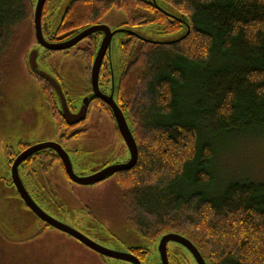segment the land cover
Wrapping results in <instances>:
<instances>
[{"label": "trees", "instance_id": "trees-1", "mask_svg": "<svg viewBox=\"0 0 264 264\" xmlns=\"http://www.w3.org/2000/svg\"><path fill=\"white\" fill-rule=\"evenodd\" d=\"M33 9L34 0H0V82L26 23L33 28ZM110 12L124 15L120 24L182 31L162 42L127 30L120 43L117 100L138 148L133 167L115 176L127 225L153 242L180 234L207 253L208 264H264V182L232 181L210 191L219 141L264 128V0H68L51 33L66 39ZM96 38L80 51L88 61ZM46 99L59 124L56 103ZM36 220L40 236L46 228Z\"/></svg>", "mask_w": 264, "mask_h": 264}, {"label": "rangeland", "instance_id": "rangeland-1", "mask_svg": "<svg viewBox=\"0 0 264 264\" xmlns=\"http://www.w3.org/2000/svg\"><path fill=\"white\" fill-rule=\"evenodd\" d=\"M67 1L50 3L48 17L53 29L60 21ZM158 4L166 11L175 13L171 5L162 1H158ZM109 15L113 19L104 21L112 29L116 27L121 16H124L116 12ZM25 27V33L15 49L13 62L0 82V264H103L96 253L58 229L47 227L36 237V217L15 194L13 185L5 180L10 177L6 168L7 150H16L20 139L33 141L56 137L55 122L49 105L26 64L27 54L37 49L38 68L52 76L56 72L74 97L80 98L86 87L85 64L75 48H70L67 52L48 54L36 43L29 21ZM127 30L141 38L159 41L171 40L182 32L161 34L153 23L128 26ZM124 39V32L115 33L109 47L115 82L119 77L121 65L119 42ZM108 116L109 113H103L99 118L94 113L90 119L94 124L91 129L101 130L107 123L112 125L113 120ZM127 120L131 122L130 118ZM103 130L98 139L88 137V140L93 139L103 151L113 145L123 154L122 142L119 140L116 145L112 136H107L108 128ZM79 144L85 149L83 141ZM219 145L213 160L214 181L210 190L212 193H217L232 181L264 182V128L227 136L219 141ZM87 151L88 149L84 150L82 157L79 155L72 159L75 173L81 176H86L103 157L94 150L89 153ZM48 172L51 179L50 188L55 193L54 199L64 207L62 220L84 231L101 245L113 246L111 233L128 243L147 245L150 248L149 264H158V241L143 238L130 228L124 219L121 210L122 191L116 185V175L102 183L76 185L69 184L61 172L55 173L54 167ZM168 246L171 248V243ZM203 256L208 264L207 253L204 252ZM188 257L189 254L182 259H176L174 263L196 264L192 256L189 259ZM108 261L110 264H119L114 260Z\"/></svg>", "mask_w": 264, "mask_h": 264}, {"label": "flooded vegetation", "instance_id": "flooded-vegetation-1", "mask_svg": "<svg viewBox=\"0 0 264 264\" xmlns=\"http://www.w3.org/2000/svg\"><path fill=\"white\" fill-rule=\"evenodd\" d=\"M36 1L37 0H34V4L36 3ZM47 1H48V5H47L48 8H46V10H45L44 6H45ZM60 1L61 0H51L49 2V0H45V2L43 4L42 15H41V30H42L43 38L49 44H61V43L67 42V41L71 40L72 38H74L75 36H77L82 31H84L90 27H95L98 25H106L111 32L115 31V30H119V31H115V33L122 31V32H124V36L126 39L127 36L125 34V31L127 30V27L130 25L120 24L123 20H125V17H123V16H121V19L117 22L116 27H114L113 29L107 24V22H105L103 20L102 22H100L98 24H94V25L89 26L83 30H80L76 34L72 35L71 37H68L66 39H58L59 36L52 35L51 31L56 29L59 22L57 23L56 27L53 29L51 26V23H50V18L48 17V11L50 9L49 5L51 2H58L59 3ZM116 13H119V12H116ZM109 14L105 18L108 21L113 19ZM146 23H151V22H146ZM141 24H144V23H141ZM137 25H140V24H137ZM33 29H34V24H33ZM95 34H97V38H96L97 43H96V46L94 49L95 52H94L93 58H91L88 61L86 58L85 59L83 58L82 53L80 51H81V49L85 48V46L87 44L86 39L89 36H92ZM103 37H104L103 30H94L91 33H89L88 35H86L85 37H83L82 39H80L79 41H77L75 44L71 45L70 47L64 48V49H52V48H47V47H44V46H41L38 44L48 54H52V53H55L58 51L67 52L68 49H70V48H75L76 51L80 53L82 60L85 64L84 72H85V81H86V85H85L86 87L83 90L80 98H76L72 94L69 93V91L65 88L64 83L58 77L56 72H54L55 73L54 77L61 87V91H62L64 100H65L64 105L66 104V106H67V108L71 114H77L80 111L81 107L84 105V103L86 104L85 118L79 122H76V123H74V121L68 122L61 114V109H62L61 104L62 103L60 102L58 96L54 92V90L51 87V85L49 84V82L46 81L42 77H41L42 80L39 81L36 77H34L32 75L35 78V80H36V82H37V84H38V86H39V88H40V90L44 96V100L49 105L50 113H51V106H50V102L46 99V94L50 95L53 98L54 103H56L58 113L61 116V117L60 116L59 117L63 121H60L59 124H57L55 122V120L53 119L55 122L56 137L50 138L47 140L36 139L33 141H27L24 139H20V141L16 145V150H13L12 148L10 150H7V154H8V157H7L8 160L7 161H9L7 163L8 164L7 169L9 170V174H10L9 178L10 179L6 178L5 180L7 181L8 184L13 185L12 179H11V165H12V162L14 161V159L17 156H19L22 152L29 151V149L31 150V148L33 146H37L41 143L51 142V143H54L56 145H59L61 147V149L67 154V156L70 160V163L73 167V170H74V165H73L72 159L77 158V156H79V155H80V157H82V155H84L83 153H84L85 149H88L87 153H89L91 150L92 151L94 150L95 153L102 154V156H103L102 160L98 164L93 166L91 168V171L86 175L93 174L97 171L104 169L105 167H108L111 165H116V164H124L128 161V159L130 157V152H129V149H128L126 143L124 142V140H123V138L119 132V129H118L116 123H115L112 111H111L109 105H107V103L101 97H99V95L100 96H104V95L107 96L113 92L112 87H113V83H114V77H113V69H112V63H111L110 51H109L111 41H110V44L107 47V49L103 55V59L101 61V65L99 67V71H98V75H97L95 88H96L98 94H96V92H94V88H93L92 66H93L94 58L96 56V53L99 49V46L102 42ZM34 39H35L36 43H38L37 39L35 37V34H34ZM111 40H112V37H111ZM124 40H122V41H124ZM122 41L119 42V49H120V43ZM43 89H45V92ZM121 109H122V107H121ZM122 111L124 114H126L123 109H122ZM94 113L99 118L101 116H103V113H104V115L109 113L108 118H111L113 120V124L111 125L110 123H107V125L103 126V129H105L106 127L108 128L109 134L107 133V136L109 137V135H111L113 140H115L116 145H117L119 140L122 142L123 147H124V150H123L124 153L123 154H120V152H118L119 150L116 149V147L113 146L112 144H110V145H112V147H110L109 149H106V151H103L98 145L95 144V142L92 138L98 139L99 134L102 135L104 130L102 128H101V130H96L94 128L91 129L94 124L90 119L92 118ZM51 116H52V113H51ZM95 128H97V127H95ZM88 137H92L91 138L92 140L89 141ZM81 141H83V143L85 144V145L83 144L85 149H83L82 146H80L79 143ZM87 144H90V145H87ZM86 145H87V147H86ZM107 145H109V144H107ZM109 146H107V147H109ZM9 154H11V155L9 156ZM86 155H88V154H86ZM53 167H54V172L55 173L61 172V174H63V176L66 178V180L68 181L69 184H76L77 185V183L72 181L69 178V176L67 175V173L65 171V167H64V162L62 161L61 156L51 147L42 148V149H39V150L32 152L31 154H29L25 159H23L19 163L17 169H18V174L20 176L22 184L24 185L28 194L30 195V197L35 201V203L43 211H45L47 214H49L54 219L66 224V225H69V226L79 230L81 233L89 236L84 231L73 226L71 223H69V222L67 223L64 220H62L61 213L64 212V207L60 202H57L54 199L55 193L50 188L51 179L49 177L48 171H50V169H53ZM118 172H120V171H117V172L107 176L104 180H102L98 183H102V182L112 178ZM79 176H81V175H79ZM78 185H82V184H78ZM87 185H90V184H87ZM13 187L15 188L14 185H13ZM15 192H17L16 188H15ZM18 198L22 201L23 205L26 206V208L36 218H38L29 209V207H27V205L21 199L19 194H18ZM39 220L42 222V226L44 228L52 227L51 225H49L48 223H46L42 219L39 218ZM52 228H54V227H52ZM36 237H38V236H36ZM70 237H72V236H70ZM89 237L92 238L94 241H96L93 237H91V236H89ZM72 238H74V237H72ZM111 238H113V240H114L113 246L111 247L108 245H103L104 247H107L111 250H114L115 252H119L128 258L131 257V255H132L133 257H135L139 261L140 264H149L150 248L147 245H137V244L128 243L124 239H121V237H119L115 234H112V233H111ZM75 240H77V239H75ZM169 243H171V244L175 243L176 244V248H175L174 252L177 254V257H175V260L178 259V257H180L181 259L185 257V255H183L184 250L189 252L185 247H183L182 245H180L176 242L171 241V242H168L167 245H169ZM82 245H84V244H82ZM173 246L171 247L172 250L174 249ZM85 247H87V246H85ZM168 247H167L168 264H177V263H174L173 260H170V254L171 253L168 251ZM93 252L99 256V258L103 264H110V262L108 260L117 261L119 264H133L129 260H125V259H121V258H112V257L102 255L100 253H97L95 251H93ZM189 254L191 255L190 252H189ZM158 258H159L158 264H162L161 259L159 257V253H158ZM193 260H195V259H193ZM195 263H196V261H195Z\"/></svg>", "mask_w": 264, "mask_h": 264}, {"label": "water", "instance_id": "water-1", "mask_svg": "<svg viewBox=\"0 0 264 264\" xmlns=\"http://www.w3.org/2000/svg\"><path fill=\"white\" fill-rule=\"evenodd\" d=\"M44 2H45V0H37L36 3L34 4V9H33L34 34H35V37L37 39L38 44L41 46H44L47 48H52V49H64V48L70 47L71 45L75 44L77 41H79L80 39H82L83 37H85L86 35H88L89 33H91L94 30H103L104 37H103L102 42L99 46V49L96 53V56H95L94 62H93V66H92L93 88H94V92H96V94H98L95 86H96V80H97L99 67L101 65L103 55H104L107 47L110 44L112 35L115 34V31H119V30H115V31L111 32L106 25H98V26L90 27V28L82 31L77 36H75L74 38H72L71 40H69L67 42H64L61 44H49L43 38L42 30H41V15H42V8H43ZM179 19L184 22L185 17L183 15H180ZM188 30H189V28L187 26V31ZM176 38L177 37H175L171 40H162V42H170V41L175 40ZM143 39H146V38H143ZM151 41H159V40H151ZM37 55H38L37 49L31 50L27 54L28 66L32 71H34L40 77L44 78L46 81L49 82V84L53 88L54 92L58 96L60 102L62 103L61 104L62 116L68 122L74 121V123H76V122L83 120L85 118L86 104L84 103V105L81 107L80 111L77 114H71L69 112L66 104L64 105L65 100H64V97H63V94L61 91V87L58 84V82L56 81L55 77L38 68ZM118 81H119V77H118L117 81L116 82L114 81V83H113V87H112L113 92L111 94H109L107 96H105V95L100 96L99 95V97H101L107 103V105H109V107L112 111L115 123L119 129V132H120L124 142L126 143L128 149H129L130 157L126 163L111 165V166L105 167L104 169L97 171L93 174L86 175V176H79L74 172L73 167L70 163V160H69L67 154L61 149V147L59 145L54 144V143L47 142V143H41L37 146H33L31 148V150L29 149V151L22 152L19 156H17L14 159V161L12 162V165H11V179H12V183L15 186V188L17 189V192L20 195L21 199L25 202L27 207H29V209L38 218L42 219L43 221H45L46 223H48L52 227L74 237L79 242H81L82 244L87 246L89 249H91L97 253H100L102 255L112 257V258H121V259L129 260L133 264H140L139 261L135 257H133L132 255H131V257L128 258L119 252H115L114 250H111L107 247H104L103 245L94 241L89 236L81 233L79 230L54 219L49 214H47L45 211H43L35 203V201L30 197V195L28 194L27 190L25 189L24 185L22 184V181L20 179V176L18 174V169H17L19 163L23 159H25L29 154H31L32 152H34L36 150L46 148V147L53 148L61 156V159L64 162V167H65V171H66L67 175L69 176V178L72 181L76 182L77 184L87 185V184L98 183V182L104 180L107 176H109V175H111L117 171L130 169L135 164V162L137 160L138 148H137V143H136L135 136L133 133V123L129 122L127 120V118H129L128 114L126 113L127 114L126 115L123 113V111H122V109L119 106L118 101H117V99H118ZM171 241L176 242V243L182 245L183 247H185L191 253V255L193 256V258L195 259L197 264H206L204 257L199 252V250L196 248V246L186 237H184L180 234L174 233V232H168V233L163 234L161 237H159V241H158V245H157V251L159 253V257L161 259L162 264H168V261H167V243L171 242Z\"/></svg>", "mask_w": 264, "mask_h": 264}]
</instances>
